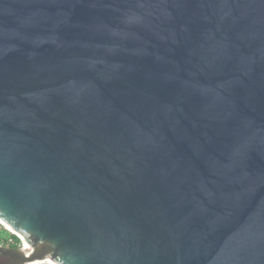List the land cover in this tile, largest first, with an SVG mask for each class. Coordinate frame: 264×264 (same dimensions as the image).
Masks as SVG:
<instances>
[{"label":"water","instance_id":"water-1","mask_svg":"<svg viewBox=\"0 0 264 264\" xmlns=\"http://www.w3.org/2000/svg\"><path fill=\"white\" fill-rule=\"evenodd\" d=\"M0 264H264V0H0Z\"/></svg>","mask_w":264,"mask_h":264},{"label":"bare ground","instance_id":"bare-ground-1","mask_svg":"<svg viewBox=\"0 0 264 264\" xmlns=\"http://www.w3.org/2000/svg\"><path fill=\"white\" fill-rule=\"evenodd\" d=\"M0 224H2V226H3L5 229H7V231L9 230L10 233L12 232V234H13V231H12L9 227H7L4 223H2V222L0 221ZM9 231H8V232H9ZM21 250H22V252H28V251H29V246H28L27 244H24ZM29 263H30V264H53L52 262H50V261H45V260H43V261H41V260H30Z\"/></svg>","mask_w":264,"mask_h":264},{"label":"trees","instance_id":"trees-1","mask_svg":"<svg viewBox=\"0 0 264 264\" xmlns=\"http://www.w3.org/2000/svg\"><path fill=\"white\" fill-rule=\"evenodd\" d=\"M9 237L10 238H8L6 240L1 239L2 245L5 247L19 248L20 247L19 239L14 235H10ZM9 239H10V242L8 241Z\"/></svg>","mask_w":264,"mask_h":264},{"label":"rangeland","instance_id":"rangeland-1","mask_svg":"<svg viewBox=\"0 0 264 264\" xmlns=\"http://www.w3.org/2000/svg\"><path fill=\"white\" fill-rule=\"evenodd\" d=\"M7 230V229H6ZM9 231V230H8ZM10 232V231H9ZM12 233V232H11ZM11 234H9V233H6L5 232V230H1L0 231V236H1V239H4V240H6V239H8V238H10L9 236H10ZM22 247V245L20 244V247L19 248H21Z\"/></svg>","mask_w":264,"mask_h":264},{"label":"built area","instance_id":"built-area-1","mask_svg":"<svg viewBox=\"0 0 264 264\" xmlns=\"http://www.w3.org/2000/svg\"><path fill=\"white\" fill-rule=\"evenodd\" d=\"M1 230H5V228L2 226V224H0V231ZM10 242V239L8 240ZM0 246H2V243H1V236H0Z\"/></svg>","mask_w":264,"mask_h":264},{"label":"clouds","instance_id":"clouds-1","mask_svg":"<svg viewBox=\"0 0 264 264\" xmlns=\"http://www.w3.org/2000/svg\"><path fill=\"white\" fill-rule=\"evenodd\" d=\"M5 231H6V233H9V234L13 235L12 233L8 232L6 229H5ZM2 246H3V245H2Z\"/></svg>","mask_w":264,"mask_h":264}]
</instances>
